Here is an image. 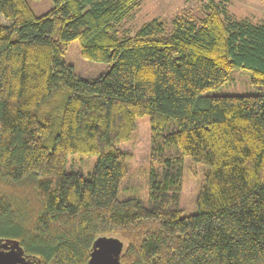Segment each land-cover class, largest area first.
Returning a JSON list of instances; mask_svg holds the SVG:
<instances>
[{"label": "trees", "instance_id": "trees-1", "mask_svg": "<svg viewBox=\"0 0 264 264\" xmlns=\"http://www.w3.org/2000/svg\"><path fill=\"white\" fill-rule=\"evenodd\" d=\"M0 0V241L31 264H86L115 237L121 264H264V94L207 95L249 72L264 87V22L225 15L207 0L168 31L152 19L117 27L139 0ZM104 63L94 79L63 61ZM150 125L148 204L117 198L137 117ZM97 156L87 177L67 155ZM183 157L206 167L197 212L178 208Z\"/></svg>", "mask_w": 264, "mask_h": 264}, {"label": "rangeland", "instance_id": "rangeland-1", "mask_svg": "<svg viewBox=\"0 0 264 264\" xmlns=\"http://www.w3.org/2000/svg\"><path fill=\"white\" fill-rule=\"evenodd\" d=\"M225 9V15L234 20H246L253 24L264 22V0H212ZM35 16L45 14L52 8L51 0H26ZM207 0H139L136 8L117 27V36H131L144 23L158 19L166 29H171L175 18H187L197 21L204 15ZM11 21L0 15V25H9ZM63 61L73 68L74 73L83 79H94L108 71L104 63L86 60L80 55L78 41L72 42L65 52ZM264 94V87L251 83L249 72L237 68L232 71L229 81L207 95L243 96ZM130 138L117 147L132 155L127 160V174L119 184V200L136 199L144 206L148 204V179L150 173V125L149 117H137ZM97 161L96 155L80 157L67 155L65 170L80 172L84 177L91 173ZM181 191L178 208L182 215L197 212L196 197L203 182L206 167L194 163L189 157H183Z\"/></svg>", "mask_w": 264, "mask_h": 264}, {"label": "water", "instance_id": "water-1", "mask_svg": "<svg viewBox=\"0 0 264 264\" xmlns=\"http://www.w3.org/2000/svg\"><path fill=\"white\" fill-rule=\"evenodd\" d=\"M123 243L115 237H99L92 243L86 264H121ZM0 264H31L15 241H0Z\"/></svg>", "mask_w": 264, "mask_h": 264}]
</instances>
